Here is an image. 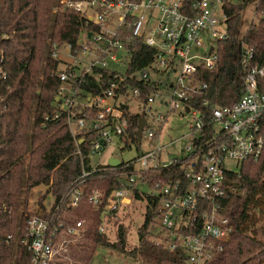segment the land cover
<instances>
[{
    "label": "built area",
    "instance_id": "1",
    "mask_svg": "<svg viewBox=\"0 0 264 264\" xmlns=\"http://www.w3.org/2000/svg\"><path fill=\"white\" fill-rule=\"evenodd\" d=\"M226 0H61L83 18V29L76 45L64 44L66 56L73 63L63 68L60 47L51 57L58 61L61 81L57 89L58 107L67 113V124L81 143L90 135V155H96L118 140L127 144L129 123L124 113L127 100L136 103L140 110L133 114L144 120L136 138L156 141L153 127L166 120L174 110L182 108L195 115L190 125L188 157H171L165 160L162 150L166 145L156 143L134 160H120L119 164L104 170L119 179V187L106 197L101 213L100 232L105 230L107 218H113L130 203L128 196H150L158 199L157 224L160 235L157 241L170 253H178L179 264H210L230 238L232 225L220 210L219 200L224 195L225 175L246 160L256 161L264 149V64L254 61V51L243 45L239 60L244 71L242 95L230 105H214L209 120L203 122L199 112L189 101L193 92L204 88L195 73L200 66L212 69L217 60V43L227 38V16L223 9ZM220 4L225 30L217 26L220 19L216 9ZM139 39L154 49L153 61L148 67L129 74L130 78L154 82L159 87L143 98L138 87L122 89L128 68L125 43ZM88 55L84 65L79 56ZM2 61L0 60V63ZM122 68V69H121ZM108 70L105 88L98 94L73 87L83 77H97L96 70ZM174 73V76L172 75ZM7 76L0 64V81ZM163 77L165 79H163ZM68 92V93H66ZM118 98L120 101L117 102ZM125 105L126 109L121 108ZM166 107V111H162ZM187 112V111H186ZM59 116V112L55 117ZM208 128L209 136L201 133ZM199 131V135H193ZM125 140V141H123ZM103 164H109L103 163ZM178 166L180 172L165 179L151 181L145 178L155 169L170 170ZM101 170V169H100ZM93 168L91 172H95ZM90 171L73 181L48 217L31 213L25 218L22 245L30 252L28 264H54L66 250L71 238L81 234L83 220L65 226L57 218L60 206H75L81 195V185ZM96 192L88 201L97 205L102 197ZM52 204V202H51ZM50 204V205H51ZM31 205L33 206L32 199ZM35 205V204H34ZM49 205V206H50ZM11 235L7 236V242Z\"/></svg>",
    "mask_w": 264,
    "mask_h": 264
},
{
    "label": "trees",
    "instance_id": "2",
    "mask_svg": "<svg viewBox=\"0 0 264 264\" xmlns=\"http://www.w3.org/2000/svg\"><path fill=\"white\" fill-rule=\"evenodd\" d=\"M60 1L0 0V64L7 73L0 81V264L29 263L30 252L21 243L25 218L31 213L43 217L53 214L55 205L83 171L90 174L80 186L78 203L72 207L63 204L55 212L66 227L78 220L84 221L81 228L84 242L77 243L81 249L75 248L72 253L79 260L77 264H90L97 247L109 248L145 264H179L178 253L168 252L157 241L161 231L153 234L158 214L155 197L135 193L136 198L146 199L136 247L126 248L123 224L118 225L117 236L112 241L107 237L108 220L105 230H99L106 197L120 186L119 178L104 170L112 165L93 164L89 153L91 136L77 143L68 127L67 113L58 107L56 97L61 81L58 61L51 53L66 43L75 46L83 29L80 13ZM249 2L255 3L258 19L239 35L240 12ZM223 9L228 36L217 43L215 66L198 68L195 77L206 86L193 92L189 101L204 123L209 120L214 105H230L242 95L245 69L239 54L243 45L253 49L254 61L264 64V0H243L236 5L226 0ZM125 49L129 62L120 93L138 87L144 98L160 86V80H136L129 74L151 65L155 51L139 39L126 42ZM95 73L97 77L86 75L73 87L93 95L100 93L109 73L106 69ZM124 115L130 125L126 142L138 143L135 131L141 118L128 111ZM207 130H203L202 137L209 136ZM93 168L95 172H91ZM176 172L180 168L175 165L167 171L155 169L145 178L157 181ZM224 183L219 205L221 213L229 218L232 230L229 240L210 264H264V242L256 239L255 227L257 218H264V149L258 160L243 161L238 171L227 172ZM37 186H45V190L32 206V191ZM96 192H101L103 198L93 205L88 197ZM47 196L52 198L50 206L44 202ZM8 235L11 238L7 242ZM54 264L65 263L55 261Z\"/></svg>",
    "mask_w": 264,
    "mask_h": 264
},
{
    "label": "rangeland",
    "instance_id": "3",
    "mask_svg": "<svg viewBox=\"0 0 264 264\" xmlns=\"http://www.w3.org/2000/svg\"><path fill=\"white\" fill-rule=\"evenodd\" d=\"M243 0H227L228 4H241ZM222 9L220 8V4L216 9V15L220 19L217 23V26L222 30H225V24L221 17ZM257 14L255 13V3L249 2L245 5V7L240 12V21L238 25L239 35H242L247 28L252 24L257 22ZM60 57L62 64H59L60 68L64 67V64L67 61L73 63V60L70 56H66V48L64 44L60 47ZM84 65L88 64V59L90 58L88 55L79 56ZM66 61V62H65ZM68 64V63H67ZM122 69V68H121ZM174 76V73L172 74ZM159 89L163 90L159 87ZM68 93V92H66ZM120 101L118 98L117 102ZM126 103L129 105V109L134 112L140 111L136 103L130 100H127ZM163 112L167 109L166 107L161 108ZM195 115L192 112H186L182 108L171 111L167 116L166 120L158 125L154 122L153 127L157 133L156 141L149 147L148 141L140 140L138 143H134L129 141L127 144L122 143L118 140H115L113 143L106 146L101 153L91 156L93 164L96 162L107 163L109 158H117L120 160H134L138 156V154L150 150L153 148V145L156 143L160 145H166V148L162 150V156L165 160H168L171 157H188V151L186 147L190 143V138L193 137L191 135L190 125L194 124ZM73 134H78V132L74 129ZM195 136L199 135V131H195ZM75 141L78 142V138H75ZM232 168L235 170H239V166L235 167L234 162H229ZM45 186H37L32 191V203L33 206L36 204V198L44 193ZM130 198V203L125 205L122 210H120L116 216L113 218H107V237L109 240H115L117 236V227L119 224H123L126 231V248L128 250L137 246L138 237L137 232L139 227L142 225L144 221V214L146 208V199L136 198L131 193L128 194ZM45 204L48 206L52 202V198L47 196L44 200ZM259 220L255 227L258 232L256 234V239L262 240L264 242V218H257ZM155 230L153 234H157L158 230H160L158 224L155 225ZM259 227H262V231L259 230ZM157 236V235H156ZM156 238V237H155ZM151 239H153L151 237ZM84 242L83 235L80 234L77 237L71 238V241L68 242L66 250L56 259V263L63 261L65 264H77L79 260L76 261L75 257H73L72 253L76 248L77 251H80V246H77V243ZM82 252V251H81ZM74 258V259H73ZM90 264H145L141 260H133L129 256H126L120 252H116L109 248L105 247H97L94 249L93 258Z\"/></svg>",
    "mask_w": 264,
    "mask_h": 264
},
{
    "label": "water",
    "instance_id": "4",
    "mask_svg": "<svg viewBox=\"0 0 264 264\" xmlns=\"http://www.w3.org/2000/svg\"><path fill=\"white\" fill-rule=\"evenodd\" d=\"M57 99H58V97H56V100ZM186 111L188 112L189 109L186 108ZM143 124H144V120L140 119V121H139V130L137 131V135L138 136L140 135V131H141V128H142ZM108 163L110 165H113V166L118 165L119 164V159L111 157V158H109Z\"/></svg>",
    "mask_w": 264,
    "mask_h": 264
},
{
    "label": "crops",
    "instance_id": "5",
    "mask_svg": "<svg viewBox=\"0 0 264 264\" xmlns=\"http://www.w3.org/2000/svg\"><path fill=\"white\" fill-rule=\"evenodd\" d=\"M66 62V61H65ZM67 63H69L68 61H67ZM163 79H165L164 77H163ZM131 111V110H130ZM132 113H134V111H131ZM157 137V136H156Z\"/></svg>",
    "mask_w": 264,
    "mask_h": 264
}]
</instances>
